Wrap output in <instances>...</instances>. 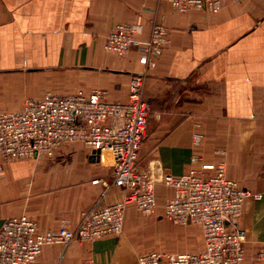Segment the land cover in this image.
Segmentation results:
<instances>
[{"label": "crops", "instance_id": "1", "mask_svg": "<svg viewBox=\"0 0 264 264\" xmlns=\"http://www.w3.org/2000/svg\"><path fill=\"white\" fill-rule=\"evenodd\" d=\"M154 22L168 28L170 42L152 66L142 49L125 56L106 50L117 24H141L147 44ZM143 71L152 114L138 169L156 181L157 213L142 217L130 207L121 234L46 245L33 264H138L141 253L153 250L155 235L176 239L156 230L171 225L163 216L173 196L166 174L196 167L212 175L224 160L242 187L264 189V0H230L219 13H182L163 0H0V112L80 90L126 102L132 76ZM114 166L109 151L100 158L80 142L62 145L53 156L4 161L0 229L20 215L42 231L64 222L77 228L88 210L123 198ZM241 227L246 264H252L264 245V198L246 199Z\"/></svg>", "mask_w": 264, "mask_h": 264}, {"label": "built area", "instance_id": "2", "mask_svg": "<svg viewBox=\"0 0 264 264\" xmlns=\"http://www.w3.org/2000/svg\"><path fill=\"white\" fill-rule=\"evenodd\" d=\"M179 12L203 10L219 13L230 0H163ZM168 28L154 22L150 39L143 44V26L117 24L108 34L106 50L125 56L131 49L144 50L148 66L169 44ZM146 71L132 76L126 102H110L105 92L82 90L64 96L46 94L28 99L16 112H0V170L4 161L53 156L64 144L80 142L92 152L109 151L114 160L113 181L123 186V198L85 212L75 229L65 222L58 229L42 231L28 215L15 216L0 229V264H33L50 244L74 240H96L124 230L126 211L136 208L144 215L158 210L156 181L138 169L152 106L144 96ZM201 134L195 142L200 143ZM199 161L198 155L192 157ZM163 183L173 189L163 216L175 224H197L202 228L204 248L195 252L162 254L152 250L138 256V264H243L247 259V232L240 216L247 198L261 200L263 192H252L228 176L221 160L208 175L192 167L182 176L166 174ZM264 260V245L256 253Z\"/></svg>", "mask_w": 264, "mask_h": 264}, {"label": "rangeland", "instance_id": "3", "mask_svg": "<svg viewBox=\"0 0 264 264\" xmlns=\"http://www.w3.org/2000/svg\"><path fill=\"white\" fill-rule=\"evenodd\" d=\"M248 190L252 192H264V189H259V190L248 189ZM242 214H243V211H242ZM242 214L239 219L240 225H241ZM139 215H141L142 217H154V215L149 216V215H144L142 213H139ZM167 222L171 224L169 228H164L163 226H161L163 228L160 227L156 230L160 232L168 231L176 235L177 238L170 240V241H165L161 237H156L155 235L153 239V246H152L153 250H156L162 254H171V253H177L181 251H186V252L200 251V249L202 248V244L204 248L203 231L199 225L193 224V223L177 225L170 221H167ZM246 262L247 260L243 264H246ZM262 263H264V260H254L252 264H262Z\"/></svg>", "mask_w": 264, "mask_h": 264}, {"label": "water", "instance_id": "4", "mask_svg": "<svg viewBox=\"0 0 264 264\" xmlns=\"http://www.w3.org/2000/svg\"><path fill=\"white\" fill-rule=\"evenodd\" d=\"M94 154H97L98 156L100 155V151L93 152Z\"/></svg>", "mask_w": 264, "mask_h": 264}]
</instances>
